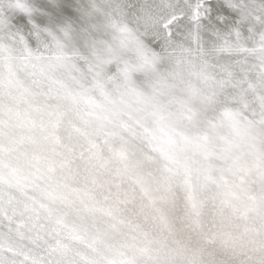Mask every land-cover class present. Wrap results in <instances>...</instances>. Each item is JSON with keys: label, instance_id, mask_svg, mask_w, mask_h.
Returning a JSON list of instances; mask_svg holds the SVG:
<instances>
[{"label": "snow or ice", "instance_id": "1", "mask_svg": "<svg viewBox=\"0 0 264 264\" xmlns=\"http://www.w3.org/2000/svg\"><path fill=\"white\" fill-rule=\"evenodd\" d=\"M74 7L28 34L0 8V264H264V0ZM161 204L247 246L170 247Z\"/></svg>", "mask_w": 264, "mask_h": 264}, {"label": "clouds", "instance_id": "2", "mask_svg": "<svg viewBox=\"0 0 264 264\" xmlns=\"http://www.w3.org/2000/svg\"><path fill=\"white\" fill-rule=\"evenodd\" d=\"M141 206L139 200L132 206V211L137 212ZM161 208L164 210V214L167 217L166 224L162 223L159 219L155 222L152 221V216H157L158 214L149 209H145V214L148 215L149 219L146 227L150 228L161 240L162 243L167 244L170 247H174V242L181 241L186 250L191 253H201L207 255L209 253L216 254L219 257L230 256L236 257L242 253L247 246L245 241L240 239H235L237 233L234 229L225 227L223 231H232L234 236L235 251L233 250V242L230 241L227 244L224 239L217 237L214 245H209L206 243L205 235L208 228V224L212 223L213 217L207 215L205 218V223L203 228L200 230L193 229L191 223L183 218L182 214L177 210L171 208L166 204H161ZM141 222H143V217H139ZM218 231H220L218 229ZM178 264H183V261H178Z\"/></svg>", "mask_w": 264, "mask_h": 264}, {"label": "bare ground", "instance_id": "3", "mask_svg": "<svg viewBox=\"0 0 264 264\" xmlns=\"http://www.w3.org/2000/svg\"><path fill=\"white\" fill-rule=\"evenodd\" d=\"M8 0H0V8L8 14L10 22L14 28L28 34L31 31L32 24L38 25L40 28H49L55 30L63 24H72L74 27L80 23L79 13L75 4L79 0H58L63 12H53L49 8L44 7L45 4H52V0H27V3L33 9L31 17L19 11H13L7 7ZM55 8L56 5L52 4ZM31 20V23H29ZM33 46H36L35 37L31 41Z\"/></svg>", "mask_w": 264, "mask_h": 264}]
</instances>
